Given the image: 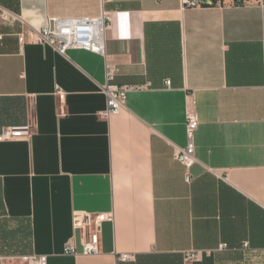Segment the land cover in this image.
I'll return each mask as SVG.
<instances>
[{
  "label": "crops",
  "instance_id": "0c3cea01",
  "mask_svg": "<svg viewBox=\"0 0 264 264\" xmlns=\"http://www.w3.org/2000/svg\"><path fill=\"white\" fill-rule=\"evenodd\" d=\"M0 6L24 21L0 20V132L32 125L29 139L0 143V264L26 255L46 264H187V251L204 254L190 264H264V0ZM103 11L112 16L105 41L115 84L147 86L108 120L98 116L103 58L61 56L17 37ZM190 100L199 126L187 170L173 155L186 143ZM77 214L112 215L96 255L81 253ZM70 241L73 256L63 254Z\"/></svg>",
  "mask_w": 264,
  "mask_h": 264
},
{
  "label": "built area",
  "instance_id": "2783aa9c",
  "mask_svg": "<svg viewBox=\"0 0 264 264\" xmlns=\"http://www.w3.org/2000/svg\"><path fill=\"white\" fill-rule=\"evenodd\" d=\"M112 0H101V3H109ZM235 4L243 3V0H234ZM182 7H201L210 5V0H180ZM0 20L9 24L19 22L24 25L22 18L0 6ZM112 16L110 13L102 12L98 18H67L53 19L41 29H23L18 34L20 45L35 44L52 48L56 53L64 56L69 50L88 52L103 58L105 62L104 83L100 86V91L105 98V109L98 114L99 118L108 120L111 116L117 115L124 108L127 94L143 90L147 86H118L115 84L117 70L109 62L106 52L105 32L110 28ZM1 39V36H0ZM169 85V82H166ZM60 99L63 98L59 94ZM195 102H189L185 120V146L174 151V160L182 164L187 170L195 163L194 156V136L199 126L197 114L194 110ZM32 134V125L24 124L20 126H10L3 128L0 132V143L14 140L29 139ZM185 182L190 183L189 174L185 176ZM75 229L82 233L81 253L84 256L96 255L98 253L100 241V228L103 222H112L111 214H97L74 216ZM227 246L221 245L218 250H224ZM243 249L248 248L245 243ZM63 254L73 256L76 254L75 245L72 241L63 246ZM201 251H187L183 253L184 262L187 264L199 262L203 257ZM120 262L132 261L133 254H119ZM22 264H46L45 256L26 255L19 258Z\"/></svg>",
  "mask_w": 264,
  "mask_h": 264
},
{
  "label": "trees",
  "instance_id": "16d2710c",
  "mask_svg": "<svg viewBox=\"0 0 264 264\" xmlns=\"http://www.w3.org/2000/svg\"><path fill=\"white\" fill-rule=\"evenodd\" d=\"M217 1L219 0H210V5H215ZM204 6H209V5L205 4Z\"/></svg>",
  "mask_w": 264,
  "mask_h": 264
}]
</instances>
